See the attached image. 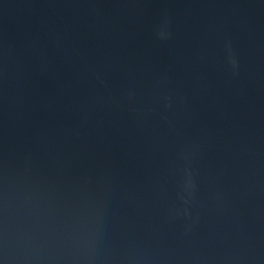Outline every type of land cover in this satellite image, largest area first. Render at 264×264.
I'll return each instance as SVG.
<instances>
[{
  "label": "water",
  "instance_id": "95a60500",
  "mask_svg": "<svg viewBox=\"0 0 264 264\" xmlns=\"http://www.w3.org/2000/svg\"><path fill=\"white\" fill-rule=\"evenodd\" d=\"M0 264H264V0H0Z\"/></svg>",
  "mask_w": 264,
  "mask_h": 264
}]
</instances>
